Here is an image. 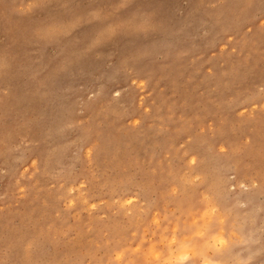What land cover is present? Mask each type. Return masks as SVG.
<instances>
[{
    "label": "rangeland",
    "instance_id": "374dc122",
    "mask_svg": "<svg viewBox=\"0 0 264 264\" xmlns=\"http://www.w3.org/2000/svg\"><path fill=\"white\" fill-rule=\"evenodd\" d=\"M218 234L264 264V0H0V264H202Z\"/></svg>",
    "mask_w": 264,
    "mask_h": 264
},
{
    "label": "bare ground",
    "instance_id": "6f19581e",
    "mask_svg": "<svg viewBox=\"0 0 264 264\" xmlns=\"http://www.w3.org/2000/svg\"><path fill=\"white\" fill-rule=\"evenodd\" d=\"M214 238V241H216L217 243H219V244H221V247L223 246V248H222V251L220 250V252H217V253H214L212 256H206V255H204L203 256V260H202V264H224L223 263V258H224V254L229 250V245H227V244H224L225 243V239L223 238V236L222 235H215V236H213ZM243 238V237H242ZM186 239V238H185ZM241 239V238H240ZM241 241V240H240ZM223 244V245H222ZM220 247V246H219ZM186 248H188V247H185V248H181V249H186ZM192 248V250H193V247H191ZM184 250H178V253H180V254H182V257H186V256H188L187 254H189L190 252H188L189 250H187V251H185V252H187V253H181V252H183ZM177 253V252H176ZM180 254H175V256H180V258H181V255ZM183 254H184V256H183ZM174 256V255H173ZM189 256H190V254H189ZM196 260V259H195Z\"/></svg>",
    "mask_w": 264,
    "mask_h": 264
}]
</instances>
